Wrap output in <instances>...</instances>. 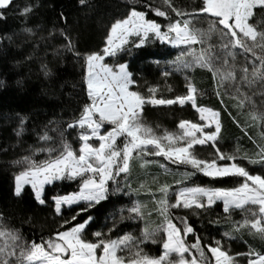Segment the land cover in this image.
<instances>
[{
    "label": "snow or ice",
    "instance_id": "obj_1",
    "mask_svg": "<svg viewBox=\"0 0 264 264\" xmlns=\"http://www.w3.org/2000/svg\"><path fill=\"white\" fill-rule=\"evenodd\" d=\"M79 3L86 5L87 0ZM10 6L13 0H0V19L6 18L4 10H10ZM125 7V14L110 25L103 47L98 50L81 53L71 36L61 31L66 41L63 47L77 58L82 57L85 69L83 83L89 102L83 105L78 117L67 123V129L76 130L79 147L76 149L67 141L62 128L53 129L59 135L56 146L45 129L39 135L44 146L33 150L34 155L47 153L45 159L38 161L24 156L13 162L23 165L15 174L14 194L20 197L24 187L30 185L34 199L44 205L45 185L79 179L78 191L51 198L56 215L63 216L65 207L72 214L62 219L58 230L37 242L26 240L20 229L6 223L0 213V264H264V252L251 247L232 254L221 240L205 246L198 235L189 244L187 236L195 235L194 227L186 215L172 212V209L191 210L199 215L196 210L207 211L221 201L224 213L230 215L235 209L245 213L244 219L236 223L235 231L247 228L264 239V175L252 174L238 162L247 160L264 167V145L257 143L259 151L253 156L240 155L239 149L231 153L222 151L218 146L222 131L220 112L197 104L198 90L187 77L186 94L158 98V88L150 86L149 94L144 95L136 90L139 82L128 63L117 59L121 53H131L134 48L156 42L178 48L179 54L168 62L172 71L206 69L216 81V95L222 103L223 96H230L237 101L235 106L239 110L247 108L251 120L264 126V28L250 22L258 13L264 15V0H200L190 9L177 6L174 0H126ZM31 11L25 7L23 14L27 16ZM61 17L67 22L63 13ZM25 31L31 33L32 29ZM49 35L54 36L55 32ZM238 56L243 60L239 61ZM108 58H112L111 63ZM43 67L48 75L47 66ZM172 71L165 69L162 75L168 77ZM256 96L262 98L259 104ZM188 103L199 114L200 122L181 120L178 132L165 130L158 134L143 119L146 104L183 107ZM24 122L21 118L18 136L23 132ZM261 136L264 137V131ZM197 145L213 148L212 158L197 155ZM148 156L190 166L193 171L185 172L186 177L200 173L212 181L234 186L179 187L173 193L174 199H170L171 186L165 183L158 188L160 196L154 195L155 211L162 218L155 227L146 224L139 237L126 232L117 234L115 239L111 236L115 223L108 233L92 231L94 217L84 214L108 201L113 192L121 191L118 178L130 173L133 159ZM149 163L158 162L143 161ZM110 181L117 184L111 191ZM143 208L139 201L133 203L127 209L129 215H121V220L144 219ZM223 235L235 239L231 232ZM146 242L160 243L161 254L146 252L141 247ZM238 257H243V262Z\"/></svg>",
    "mask_w": 264,
    "mask_h": 264
},
{
    "label": "trees",
    "instance_id": "obj_2",
    "mask_svg": "<svg viewBox=\"0 0 264 264\" xmlns=\"http://www.w3.org/2000/svg\"><path fill=\"white\" fill-rule=\"evenodd\" d=\"M199 2L200 0H174L177 6L189 9ZM125 4L126 0H87L86 5H81L79 0H13L10 10H4L6 18L0 19V213H3L5 222L19 228L28 241L39 242L42 236L47 238L60 228L62 219L70 217L72 213L64 208L63 216L56 215L51 198L78 191L79 185V179H66L46 186L44 195L47 203L44 205L34 199L28 187L24 188L20 197L14 194L15 174L23 165L13 162L24 156H32L38 161L45 159L47 153L33 154L35 148L44 146L39 135L45 129L54 138L51 143L56 146L59 145V135L53 129L62 128L65 129L67 141L74 148L79 147L76 130L67 129V123L78 117L83 105L89 102L83 83L85 69L82 67V57L77 58L63 47L66 41L61 31L71 36L81 53L98 50L103 47L110 25L125 14ZM25 7L32 9L27 16L23 14ZM137 7L139 10L140 6ZM61 13L67 17V22L61 17ZM250 22L258 28H264V15L258 13ZM27 28H31L32 32L25 31ZM53 31L55 35L50 36L49 33ZM179 52L178 48L156 42L143 48H134L131 53H121L117 59L128 63L134 78L139 82L136 90L144 95L149 94L150 86L158 88V98H174L186 94L187 77L198 90L197 104L220 112V149L226 153L239 149L240 155L248 153L253 156L259 151L257 143L264 145V137L261 136L264 126L251 120L247 108L239 110L235 106L237 101L230 96H223L222 103L221 98L216 95V81L206 69L197 67L172 71L168 62L174 60ZM237 59L242 61L243 57L238 56ZM45 65L48 75H45ZM165 69L172 71V74L164 77L162 72ZM254 99L259 104L262 98L256 96ZM21 118L25 122L23 132L18 136ZM143 119L158 134H163L165 130L178 132L181 120L199 122L198 113L190 103L183 107L178 104H147L144 106ZM213 151L209 145L196 147L197 155L205 159H211L210 153ZM154 161L158 163L143 164L140 160H133L130 173L118 178L121 191L113 192L108 201H102L101 205L84 214L94 217L92 231L102 230L108 233V229L115 223L116 227L111 233L115 239L117 234L123 235L126 232L139 237L146 224L155 227L162 218L155 211L154 195L157 198L160 196L158 188L165 183L171 186L170 192L176 188L177 181H182L178 184L182 187L234 186L232 183L212 181L200 174L189 177L190 179L179 174L170 175L164 171L165 167H161L164 165L162 159ZM238 162L250 173L264 175L261 164H249L247 160ZM109 185L110 191L117 188V184L113 182H109ZM137 201L144 205V219L121 220V215L127 217V209ZM196 211L199 215L191 210H172L175 215H186L194 227L195 235L187 236L189 244L194 243L198 235L205 246L221 240L232 254L246 252L249 247L264 252V239L259 234L250 233L247 228L234 230L236 223L244 219L240 212L233 211L230 215L224 213L221 203L213 205L207 211ZM226 231L231 232L235 239L225 237L223 234ZM93 238L89 236V239ZM141 247L154 256L161 254L163 250L160 243L146 242ZM206 254L208 255L207 252Z\"/></svg>",
    "mask_w": 264,
    "mask_h": 264
},
{
    "label": "rangeland",
    "instance_id": "obj_3",
    "mask_svg": "<svg viewBox=\"0 0 264 264\" xmlns=\"http://www.w3.org/2000/svg\"><path fill=\"white\" fill-rule=\"evenodd\" d=\"M107 62H109V63H111L112 62V58H108V61ZM147 105V104H146ZM148 105H150V104H148ZM150 106H152V105H150ZM198 117H199V114H198ZM200 122V121H199ZM178 131H179V129H178ZM206 146H208V145H205V146H200V145H197L196 147H206ZM157 158H160V159H162V161H164V166H165V172L166 173H168V174H170V175H173V174H179V175H182L183 177H185V179L186 178H191V177H193V176H195V175H191V176H184L183 174L185 173V172H192L193 170L190 168V166H185V165H179V164H173V163H171V162H169L167 159H165V158H163V157H153V156H148V157H136L135 159H133V160H140V162H143L142 160H151V161H154L155 159H157ZM220 163L221 164H223L224 163V161H220ZM197 174H200V173H197ZM121 175H123V174H121ZM200 175H202V174H200ZM203 176V175H202ZM189 178V179H190ZM208 178V177H207ZM210 179V178H209ZM55 182H58V181H55ZM111 182V181H110ZM49 185H51V184H49ZM46 186H48V185H45V187ZM25 187H28V188H30V190L32 191V189H31V186L30 185H26ZM24 187V188H25ZM175 187L176 188H174V190L173 191H171L170 192V194H169V198L170 199H174V196H173V193L179 188V187H182V185H178V184H176L175 185ZM14 188H15V179H14ZM33 193V192H32ZM34 195V194H33ZM54 203V202H53ZM217 203H221L222 204V202L221 201H217L216 202V204ZM222 206H223V204H222ZM66 208V207H65ZM172 210H177V209H172ZM202 210V209H201ZM201 210H198V211H201ZM233 211H238V212H240L241 213V215L244 217L245 216V213H243L241 210H239V209H235V210H233ZM232 211V212H233ZM208 255L210 256V253H208ZM189 259H190V257H189ZM238 260H240L241 262H243V260H244V258L243 257H238L237 258Z\"/></svg>",
    "mask_w": 264,
    "mask_h": 264
}]
</instances>
